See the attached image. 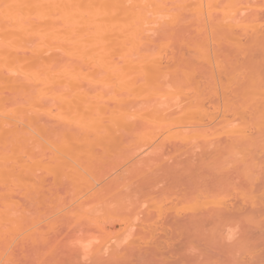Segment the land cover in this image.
<instances>
[{
	"label": "bare ground",
	"instance_id": "obj_1",
	"mask_svg": "<svg viewBox=\"0 0 264 264\" xmlns=\"http://www.w3.org/2000/svg\"><path fill=\"white\" fill-rule=\"evenodd\" d=\"M193 61L209 65V68L206 64L204 67L208 69L210 81L206 82V78L204 80L205 70L201 71V75L204 72L203 77H200L202 80L197 79L200 73L193 68H199L200 63L198 66L193 63V67ZM194 72L198 74L197 77H194ZM222 136H226L230 145L239 149V155L242 154L240 164L237 162L239 166L236 162L235 165L239 167L241 176L246 178L245 181L264 178V158H261L264 155V0H0V264L11 262L13 255L7 253V249L10 245L13 247L15 242L18 251L19 246L15 240L19 236L21 241H18L22 245L27 242L25 239L28 242L32 240V248L37 251V247L33 246L39 239L35 237L37 230H40L38 225L46 221L48 226H53L50 221L53 218L49 220L52 215L53 220L57 221L60 217L67 219L69 216L76 221H86L91 229L94 227L101 232H104L101 221L112 222L117 219L125 222L122 230L110 239L97 236L92 229L93 236L91 233L88 235L87 231L85 235L88 237H80V243L78 240L72 243L73 246L78 243V264L83 263L79 259L81 261L84 258H90L89 262L93 264V258V261L98 262V258L102 260L105 256L120 257L124 253L119 255L121 248V251H125V245L142 236L139 237L137 229V236L133 232V226L138 222L137 219L140 220V215L137 218L139 212H110V206L106 204L108 196L105 192L104 196L101 194L103 191L97 188L99 184L96 185V182L99 170L105 169L103 164L110 162L112 156H108L110 159L107 162V156L102 158L105 162L102 163L103 168L99 169L101 150L110 151L109 154L113 155L111 148L115 150L116 145H122L128 137L131 144H145L146 139L149 143V138H160L158 142L163 144L180 139L200 141L207 145L212 139ZM215 141L212 142L215 144ZM211 144L210 147L213 146ZM151 150L150 146L151 154L160 151L159 147ZM148 153L144 152L145 155ZM225 161H228L226 157ZM213 165L210 167L213 168ZM194 169L197 170L196 167ZM145 171L143 173L146 177ZM136 180L134 177L135 182L139 181ZM108 181L106 187L109 186ZM253 183L254 187L257 182ZM261 191L264 192V189ZM250 193L245 195L250 198L253 195ZM220 197L215 194L210 200L219 203L223 201ZM256 198L254 193L255 201L250 200L259 202L257 208L261 210L264 200L258 201ZM152 199L155 200V197ZM252 202L250 204L254 205ZM125 205H120L123 211L133 206L128 204L127 208H123ZM186 205L185 208L188 207ZM222 207H215V210H223L220 221L217 220L222 213L220 211L215 212L219 215L217 218L211 215L209 221L202 219L204 229L208 228L207 224L213 218L218 222L223 220V224L225 220L230 225L235 222L231 214V217L226 214L225 219L227 211L226 207L225 211ZM144 209L141 210L144 212ZM261 211L259 213L264 214ZM245 213L246 219L252 220V229H255L254 215L249 211L247 213L250 215ZM244 216L242 214L239 218ZM188 217L182 218L187 224L190 221L188 225L193 221L198 224L192 220L193 217L190 220ZM231 218L233 221L229 222ZM176 220L169 221L167 225L173 228L182 226L184 221L180 223ZM143 223L142 234L146 233L144 226L149 225L148 222ZM222 235L223 232V238ZM47 236L48 233L42 235L43 239ZM230 236L231 239L235 237L228 233V240ZM238 236L243 238L242 235ZM97 237H103L104 240L97 243ZM45 240H42L43 243ZM247 245L250 246L249 243ZM22 249L19 248L21 252L24 251ZM42 254L39 258L43 257ZM141 254H144L143 251ZM110 257L108 261L116 262V257L114 262ZM39 258L38 261H41ZM121 259L118 258V261ZM126 259L129 260L125 258L124 262H127ZM63 262L66 264L67 261Z\"/></svg>",
	"mask_w": 264,
	"mask_h": 264
},
{
	"label": "rangeland",
	"instance_id": "obj_2",
	"mask_svg": "<svg viewBox=\"0 0 264 264\" xmlns=\"http://www.w3.org/2000/svg\"><path fill=\"white\" fill-rule=\"evenodd\" d=\"M196 62L197 61L191 62V65L193 67H194V65L198 66V64L200 62H197V63ZM193 63H194V65H193ZM204 64H206V63H204ZM204 64L200 63L199 68L198 67H195V69L193 67L192 68L194 71L197 69L198 72L200 73L199 78H197L199 80H202V79H200V77H203V74H204V72H203V74L201 75V71L205 70L204 80L206 78V82H208L211 79L210 71L212 68L209 69L210 70L209 71L210 78H208V73H207L208 69L206 70L207 67L206 66L204 67ZM206 65H208V64H206ZM203 67H204V69H203ZM208 68H209V65H208ZM194 74H196V72H194ZM197 76H198V74H196V76H194V77H197ZM203 82H205V81H203ZM156 140H157V142H156ZM158 140H160V138L159 139L155 138L154 140H153V138L151 140L149 138L150 144L147 143L148 140L146 139V142H145L146 145L144 143L143 144L136 143V144H138L136 146L135 143L131 144L129 137H128L126 139V142L128 141L127 144H125L126 142H124V143H122V145H118V146L116 145L115 150H114V148H111V153L114 152V154H113L114 157L112 154L111 155L109 154L110 151L109 152L103 151L104 152L103 153L102 150H101L102 156H100V151H99L100 160L107 156V159L105 160L107 162L108 159H110V158H108V156L109 157L112 156V157H111V161L109 160L110 162H107L108 165L106 163H104L105 162L104 160H101L99 163V164H101L98 166L99 169H101L103 167H105V169L104 168L101 169L103 171L99 170V172L97 174L96 185L99 184L97 186V188L98 189L100 188V191L101 190L103 191L102 193L100 192L101 194H103V196H104V192L106 194V197L108 196L107 197L108 203H106V204H108L110 206V207H108L110 209V212H112V213L116 212V214L117 213H119V214L129 213V212L132 214L133 212H136V213L139 212L137 218H139V215H140V220L137 219L138 222H135L136 220L134 221L136 224L133 226V228H135L133 230V232L135 233V230L137 229V231H138L137 234H139V237H140V235H142L141 238H143V239H141V238H138V240L134 239L133 240L134 244L132 243L133 242L132 241L123 247V249L125 251H121L122 250V248H121L119 250L120 251L119 255L122 252H124L123 253L124 255L121 254V256H120L123 259V260L121 259V261H118V258H120L119 256L118 257L114 256L113 258L110 256H105V257H103L102 260L99 258L98 259L96 258L97 260H99L98 262L93 261L94 258L91 259L92 263L93 264H109V262H111V261L110 260L108 261L107 258H109V257L112 258V261L114 262L115 257H116V262H114V263L111 262V264H129V261H130V264H177V263L178 264H223V263L224 264H237V263L238 264H243V263H245V264H254V263L255 264H264V237H263L264 236V228H263L264 227V224H263L264 223V214L259 213L261 210H262L261 212L264 211V206H262V209L259 210L257 208L259 205V202H252L251 201L253 199L254 193H255V195H257L256 200H258V201H260L261 199L264 200V196H263L264 192H262L263 190L261 191V189H264L263 188L264 187V178L260 177L261 180H259V178L258 179H252L251 178V179H249L250 181L248 179H247V182L245 181L246 178L241 176L242 175L241 171H240L239 167H237L240 164L239 158L242 156V154L240 153L241 155H239V153H238L239 149L230 145L228 138L226 136H222L220 138L212 139L211 142L207 145H205L203 142H200V141L189 142V141L180 140V139L176 140L178 146H176L177 144H176L175 140L174 141H167L165 143L166 144L165 145L161 141H160V143H161L160 144L158 142ZM213 140L214 141L217 140L218 143L215 141V144H214V142H212ZM168 142H169V144H168ZM170 143L174 144L175 146L173 145L174 146L173 147L172 145H170ZM183 143L185 144L184 145L185 150L183 147ZM211 143L213 144V146L210 147ZM155 144L158 146H156ZM159 144L161 146H159ZM114 146L115 145H113V147ZM134 146L136 147V149L134 148ZM144 146H145V148H143ZM150 146H151L152 150L158 149V147H159V150L160 151L162 150V152L159 151L157 154L156 151H158V150H156L155 151L156 155H155V152H153V154H151L149 151ZM117 147H120L117 149L118 152L116 150ZM161 147H163V148H161ZM139 148L141 149V151L138 152ZM146 151L149 152L148 155H145L147 153ZM165 151H167V152H165ZM176 151H177V153H176ZM123 152L126 154L125 156H124ZM144 152H145V154H144ZM163 153H165V154H163ZM180 153L183 156L184 155L185 156L183 157ZM194 153H196V154H194ZM127 154H128V156H127ZM142 155H143V157H142ZM166 155H168V156L166 157ZM170 155H171V157H170ZM179 155L182 156V158L179 157ZM145 156H146V158H145L146 160L144 159ZM204 156H206V157H204ZM230 156H232V157H230ZM118 157H119V159H118ZM129 157H131V158L129 159ZM187 157H188V160H187ZM225 157H226V160H228V161H225ZM140 158H142V159L139 160ZM147 158H148V160H147ZM150 158H152V159H150ZM174 158L175 159L177 158V160H174ZM261 158H264V155L261 156ZM112 159L114 161H112ZM131 159H133V160H131ZM158 159H160V160H158ZM150 160L152 162H150ZM172 160H174L176 162L173 161L174 162L173 163ZM201 160L203 162H199ZM217 160H218V162H217ZM222 160H223V162H222ZM197 161H198V163H196ZM123 162H125V163H123ZM161 162H164L165 164L162 165L163 163H161ZM178 162H179V164H178ZM214 162H215V164H214ZM235 162L236 163L239 162V164L237 163L238 165L236 166ZM102 163H104L103 167H102ZM111 163L114 165V167ZM230 163H231V166H230ZM134 164L136 166L135 168H133ZM147 164H149V165H147ZM167 164H168V166H167ZM211 164L212 165L214 164L213 168H212V166L210 167ZM106 165H107V167H106ZM122 166H124V167H122ZM163 166H164V170H162ZM181 166H183V168ZM126 167H128V169ZM195 167L197 168V170L194 169ZM215 167H216V169H215ZM218 167H219V169H218ZM144 168L146 169V171ZM147 168L150 169V172H149V173H151L150 175L147 172V170H148ZM173 168H175V170L177 172H175V170H173ZM225 168H227V169H225ZM231 168H232V170H231ZM136 169H138L139 171H137ZM155 169H157L158 172ZM143 171L146 172L145 175H146V177H148V179L144 176ZM233 171H234V173H237L236 174L237 176L234 175ZM130 172H132V174ZM204 172H205V174H204ZM129 173L131 174L130 178H129V176H130ZM142 173H143V176H142ZM158 173H159V175H158ZM169 173H170V175H169ZM194 173H195V175H194ZM115 174L117 175V177H115ZM120 174L121 175L124 174V175L121 176ZM161 174H163V175H161ZM223 174L226 175V179H225V176ZM233 175H234V177H233ZM112 176H113V178H111ZM134 177L139 181L136 180L137 182H135ZM138 177H139V179H138ZM149 177L153 178V180L152 179L149 180ZM142 178L145 180H143ZM106 180L107 181L109 180L108 182H110V183H108L109 186L107 185V187L105 186L107 184ZM117 180H118V182H117ZM127 180H129L130 182ZM156 180H157V182L158 181L159 182L154 183V181H156ZM124 181L127 183V185ZM254 181L257 182L258 185L256 184L257 186L255 185L253 187L252 184L253 185L255 184V183H253ZM139 182H141V183H139ZM147 182H149V183L146 184ZM117 183H119V184H117ZM120 183L125 184V186H127V188ZM100 184H104V185L101 186ZM140 184H142L143 186H141ZM248 184H249V186H248ZM131 185L133 188L131 187ZM136 185H137V187H136ZM242 185H244V186H242ZM121 186H123V188L125 187L124 188L125 191L123 190V188ZM258 186H261V189H260V187L258 188ZM102 187H103V189H102ZM108 188L110 191L108 190ZM139 189H140V191H139ZM60 190H63V191H61V193L64 192V189L61 188ZM113 190H114V193L112 192ZM120 190H121V192H120ZM249 190H252V192L250 193ZM256 191H257V193L259 191V193L256 194ZM124 192L126 193V195ZM132 192H133V194H132ZM140 192L143 193L142 196H144V197L139 196L140 194H142ZM247 192H248V194L249 193L253 194L252 197L250 196L251 200L249 198V195H247V196L245 195V194H247ZM111 193H112V196H111ZM127 193H128V196H127ZM144 194H146V196ZM199 194H201V195H199ZM215 194H216V197H218V195H219V197L221 196L220 198H222L221 200H223L224 202L223 201L219 202V203L211 202L210 199L213 196H215ZM63 195L65 196L64 193H63ZM135 195H137V197ZM150 195H152V196L150 197ZM163 196H164V199H163ZM195 196H196V198L194 199V202H192V200ZM207 196H208L209 202H208ZM261 196L263 198H261ZM139 197L142 199H140ZM153 197H155V200L152 199ZM187 197L189 199L190 198L191 199L189 200ZM116 198H117V201H116ZM166 198H168L169 201ZM110 199L112 202L110 201ZM143 199H145V200H143ZM160 199H161V201L158 202V200H160ZM233 199L234 200L236 199V200L234 201ZM239 200H240V202L238 204ZM249 201L254 203V205L250 204ZM143 202H145V204L147 202H149V205L148 204L145 205ZM163 203H165V204H163ZM220 203H222V204L220 205ZM122 204L123 205L126 204L125 206H123V208H127L128 204H129V206L130 205H133V206H132V208L130 206V208L127 209L128 211H126V210L123 211L121 208L122 206L120 207V205H122ZM175 204H176V206H175ZM185 204H187L186 206H188V207L185 208ZM241 204H242V206H241ZM216 205H217V209L220 206L221 207L224 206V207H222V208H224V211H225V207H226L227 213L224 212L225 213L224 216L226 217L225 219H227L226 214L228 216H230V214H231V216L233 215V217H234L233 220L235 222L232 225H230V223H228V222L225 223L226 220L224 221V224L222 222L223 220H221V222L215 221L213 217L212 218L214 221L211 219L212 221H210L207 224V221L210 220L211 215H214V217L216 216V218H217L218 213L216 214L215 212H219V211L222 212V213H220V217L218 215L219 218H217V220L220 221V218L222 219V217H223V215L221 216V214H223V210L222 211L221 210L218 211L217 209L215 210ZM156 206H158L157 209H156ZM178 206H179V208H178ZM181 206L183 207L182 208L183 211L180 210ZM201 206L204 207L203 210L201 209ZM212 206H214V208H211ZM144 207H146V209H148V210L150 208V210H149L150 212L148 210L146 212V209H144ZM161 207H163L162 211H161ZM168 207H170L169 210H168ZM198 207H199V209H197ZM209 207L211 208L212 211L210 210ZM240 208H242V210ZM141 209H144V212ZM167 210H168V212H167ZM178 210H180V211H178ZM208 210H209V213H208ZM229 210H230V212H229ZM237 210L239 211V213ZM246 210L249 211V213L254 215V219H256V218L258 219V220L253 219L254 223L256 221V225H254L255 229H252L253 228L251 226V225H253L252 220H250V219L248 220L244 216L245 212H246L245 215H247V214L250 215L249 213H247ZM163 211H165V212H163ZM187 211H188V215H187ZM151 212L153 213L152 215L150 214ZM160 212L162 213V215ZM193 212H194V214H193ZM234 212H236V213H234ZM148 213H149V216H148ZM164 214H165V217L163 216ZM173 214H175V215H173ZM199 214H200V217H199ZM242 214L244 217L239 218V216H242ZM259 214L261 217V221H260V217H258ZM142 215H144L142 217L143 219H141ZM187 216H189L188 219L193 217L194 219L192 218V220H195L196 222H198V224L194 223V221H193L192 223H193V225L195 224L194 226L191 225L192 223L190 225H188L190 222L189 221L190 219L187 220V221H189L188 224L184 220L185 218L187 219ZM236 216H238V217H236ZM155 217H157V218H155ZM166 217L168 218L167 219L168 221L166 220ZM230 217H228V218H230ZM51 218L54 219V216L52 215L51 217H49V220ZM161 218H162V220H161ZM170 218H171V220L177 219L176 221H178L180 223H182L184 221L182 223L183 227L182 226L178 227V225H177L176 228H173L172 226L167 225V223H169V221H171V220H169ZM178 218L181 220L179 221ZM182 218H184V219H182ZM232 218L228 219V221L230 222L232 220ZM53 219L50 220L52 222L53 226H48L46 221H43L38 225L40 230L39 231L37 230L35 237H36V239H38V238L39 239L36 240V245L34 243V246H33V247H37V251H36V248H34V249L32 248L33 242L30 239H29L30 242H28V239H25L29 243V245L26 242V243H23V245H24V247H23L22 243L19 242V241H21L20 236H19V238H17L19 241L18 240H15V241H16V245L19 246V248L24 249L26 247L24 249V251L22 249L23 252H21V250H19V248H18L19 252L17 251V247L15 246V242H13V247L10 245V248L7 249V253H11V256L13 255L14 257L12 256L11 262L9 264H53V263L54 264H59V263L64 264V262H63L64 260H66L67 262L69 261L68 262L69 264H70V262L72 264V262L75 260L76 264H78V260H76L77 257H79L77 255L78 254L77 253V244L78 243L75 244V242H74L75 246H73L72 245L73 241L78 240V242H79L80 237L86 238V237H88L89 233H91V235L93 236V230L92 229H94V234H97V236L101 235L103 237H106V239L107 238L110 239L112 237V235L113 236L116 235L117 231L120 232V230H122V227L125 226V224H124L125 222H123V221L120 222V220H117V219L115 221L113 220L112 222L111 221H106V222L101 221V225L104 226V232L103 231L101 232V230L94 228V227H92V229H91V227H89L87 225L88 223L86 221H83V220H77L76 221L75 218L70 217V216L67 217L68 221H67L66 217L65 218L60 217L58 221L53 220ZM56 219H58V218L56 217ZM146 219H148V220H146ZM202 219L207 220L206 221V224L208 225L207 229H204L203 225L205 223L203 224L204 221ZM142 220H143V222H145V224H147V222L149 224V225H147V227L144 226L146 229V231H145L146 233H143V234L141 231V228L143 227L142 224H144L142 222ZM198 220L201 222H199ZM56 221L58 222V224ZM62 221H63V223H62ZM158 221H160L161 223ZM238 221H240V222H238ZM68 222H71L70 224L72 226L71 225L69 226ZM78 223H79V225L77 226L76 224H78ZM111 223H112V226H111ZM80 224H82V225L84 224L83 225L84 230H83V226H81ZM165 224H166V226H165ZM183 224H185V225H183ZM137 225H140V227L139 226L137 227ZM154 225H155L156 229L154 228ZM186 225H188V227ZM217 225H219V227ZM221 225H223V226H221ZM167 226H168V228H167ZM41 227H43V228H41ZM54 227H55V231H53ZM149 227L151 229H149ZM191 227H193L192 230H191ZM221 227H222V229H221ZM224 228H225V231H224ZM232 228H234V230H232ZM239 228H241V230ZM248 228H249V230H247ZM158 229H159V231H158ZM195 229H196V231H195ZM216 229H217V231H216ZM250 229H251V231H250ZM109 230H110V233H109ZM220 230H223V231H221L224 234V235H222V236H224L223 238L221 237ZM252 230H254V231H252ZM46 231L48 233V236L44 237V239L46 238L47 241L45 240V243H43L42 240H44V239H43L42 235L44 236V234H45V236H46V234H47ZM87 231H88V235H85L87 233ZM257 231H259V234ZM227 232L230 233V235L234 234V236L237 233V235L235 236L236 238L232 237V239L234 238L235 240H237V242L234 239L232 240L231 236H230V239L228 240V233ZM79 233H82V235ZM214 234L215 235L217 234L216 237ZM135 235H136V233H135ZM238 235H240V236L242 235L243 238H240ZM151 236H152V238H151ZM103 237H101L99 239L97 237L98 242H97V240H96V242L97 243L102 242L104 240ZM153 237H155L154 239H156L157 242H155ZM246 237L248 240L250 238V240L249 241L246 240ZM251 238L253 240H251ZM145 239H147V240H145ZM25 240H23V241L25 242ZM99 240H101V241H99ZM17 241H18V243H17ZM145 241H148V242L150 241V243H148V242L145 243ZM69 242H71V244H69ZM19 243L22 246H20ZM37 243H39V244L37 245ZM40 243H41V245H40ZM248 243L250 244V246L247 245ZM14 246L16 247V249ZM128 246H130V247H128ZM252 246H253V248H252ZM150 247L154 248L155 252H154V249L152 250V248H150ZM12 248H14V249H12ZM50 248H51V250H50ZM32 249H33V251H32ZM38 249H40L43 254L41 252H39L40 250H38ZM135 249H137V250L139 249L140 251L139 250L137 251ZM247 249L250 250V253H249V250H247ZM9 250L13 251L14 253L10 252ZM131 251H132V253H131ZM142 251L144 253L143 255L141 254ZM39 253L42 254V256H43L42 258H39V257H41ZM73 253H74V255H73ZM37 254H38V256H37ZM71 254H72V256H71ZM130 255L132 258L130 257ZM69 256H70V258H69ZM44 257H46V258H44ZM38 258L41 261H38ZM73 258H74V260H73ZM125 258H129V260L126 259L127 262L126 261L124 262ZM57 259H58V261H57ZM60 259L62 260V262ZM81 259H83V258H81ZM84 259L81 261L79 259V262L84 263L85 262ZM87 259H85L86 263H84V264H87L89 262L90 258H87ZM59 260H60V262H59ZM201 260H204L205 263L202 262ZM14 261H16V262H14ZM45 261H47V262L45 263ZM75 261H74V264H75ZM117 261H118V263H117ZM217 261H219V262H217ZM224 261H226V262H224ZM227 261H229V262H227ZM67 262H66V264H68ZM138 262H140V263H138ZM221 262H223V263H221ZM83 263H79V264H83ZM89 264H90V262H89Z\"/></svg>",
	"mask_w": 264,
	"mask_h": 264
}]
</instances>
